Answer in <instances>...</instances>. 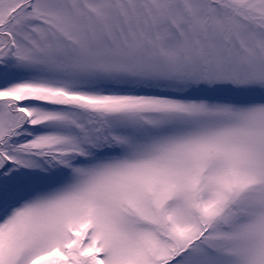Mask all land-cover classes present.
<instances>
[{"label": "snow or ice", "instance_id": "snow-or-ice-1", "mask_svg": "<svg viewBox=\"0 0 264 264\" xmlns=\"http://www.w3.org/2000/svg\"><path fill=\"white\" fill-rule=\"evenodd\" d=\"M0 264H264V0H0Z\"/></svg>", "mask_w": 264, "mask_h": 264}]
</instances>
